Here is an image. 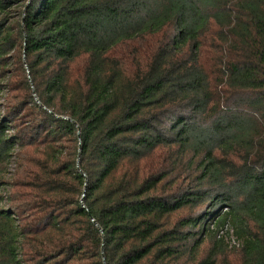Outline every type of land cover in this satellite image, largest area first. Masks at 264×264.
I'll use <instances>...</instances> for the list:
<instances>
[{"label":"trees","instance_id":"obj_1","mask_svg":"<svg viewBox=\"0 0 264 264\" xmlns=\"http://www.w3.org/2000/svg\"><path fill=\"white\" fill-rule=\"evenodd\" d=\"M0 264H264V0H0Z\"/></svg>","mask_w":264,"mask_h":264},{"label":"rangeland","instance_id":"obj_2","mask_svg":"<svg viewBox=\"0 0 264 264\" xmlns=\"http://www.w3.org/2000/svg\"><path fill=\"white\" fill-rule=\"evenodd\" d=\"M1 207H4V205L2 204ZM226 211V210H224ZM220 237H223V243H224V247L226 252H233L236 249H238V240L236 239V237L233 235V232H231L228 228L224 229L223 231L220 232ZM209 247V243L207 242L205 244V246L201 249L200 251V256L204 255L207 248Z\"/></svg>","mask_w":264,"mask_h":264}]
</instances>
